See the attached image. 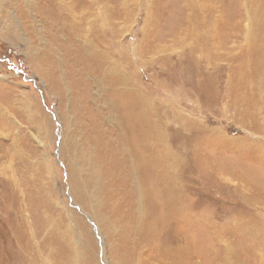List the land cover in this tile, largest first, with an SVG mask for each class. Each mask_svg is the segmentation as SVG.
<instances>
[{"label":"rangeland","instance_id":"rangeland-1","mask_svg":"<svg viewBox=\"0 0 264 264\" xmlns=\"http://www.w3.org/2000/svg\"><path fill=\"white\" fill-rule=\"evenodd\" d=\"M104 5L119 10L113 9L110 21L115 27L101 26ZM242 5L243 0H0V264H50L45 259L64 255L67 260L72 255L74 264L130 262L137 245L133 209L139 202L117 181L119 193L107 195L102 187L107 176L125 178L106 165L109 171L102 174L107 176L97 179L105 138L98 133V145L85 148V132L80 131L86 118L96 133L94 109H88L92 115L85 106L98 89L86 94L80 78L85 72L79 68L92 69L85 47L105 50L103 43L113 50L120 70L145 91L169 143L181 147L177 171L167 167L164 180L177 178L184 209L168 225L152 217L136 259L169 264L166 248L178 254L179 264H264V160L259 149L264 135H258L259 117L252 114L248 67L239 63L246 42L235 24L249 29L251 23ZM197 6L215 16L204 31L214 36H201L211 37L216 47L204 54L195 52L197 36L183 22ZM77 22L74 34L70 30ZM197 24L189 25L197 31ZM143 48L145 61L138 53ZM216 54L207 65L206 56ZM237 93L245 100V112L227 110ZM98 105L100 130L108 131L102 122L108 115ZM175 110L186 128L178 125ZM69 143L76 144L79 157H66ZM257 151V157L250 156ZM73 179L86 182L85 189L79 186L75 194ZM155 196L145 203L159 204ZM44 217L73 250L51 242L42 228Z\"/></svg>","mask_w":264,"mask_h":264},{"label":"bare ground","instance_id":"bare-ground-1","mask_svg":"<svg viewBox=\"0 0 264 264\" xmlns=\"http://www.w3.org/2000/svg\"><path fill=\"white\" fill-rule=\"evenodd\" d=\"M203 8L204 6L195 7V9H193L191 12L192 16L191 14H189L188 16L184 15V21H183L184 27L189 29V34L197 36L196 38L197 45L194 48L195 52L202 54L216 47L215 42L213 39H211V37L201 36V34H209L214 36L212 32H208V33L205 32L208 31L207 24L209 22H212L213 17L215 16L212 15L211 11H208L205 14ZM111 9L112 8H110L107 5L103 6L101 10L103 14L101 26L102 25L114 26L110 21L113 20V17L115 16V12L113 9L115 10L117 9L116 8H113L112 10ZM241 10L243 12V16L246 17V19H248V21L251 23L249 29L243 27L241 22L235 24L237 31L241 32L240 37H242L246 42L245 47H243L244 48L243 57L241 56L242 59L241 61L239 60V63L241 68L248 67V69H245V71L247 72L249 85L252 87L251 92L249 94L250 97L252 98L251 101L252 103H250V105L253 103L255 104V110L254 112H252V114L254 113L257 116V118L259 117L258 118L259 123L256 129L258 130L257 131L258 135L261 134V136H263L264 135V0H243V5L241 7ZM117 11L116 13L119 15L124 13L122 11L118 13ZM93 12L96 15L97 11H93ZM205 16H207V20L204 19L202 22H199ZM75 18L77 19V17ZM77 23H78L77 25L73 24L71 26L72 30L70 31L74 34L78 32V29L76 27L80 25L79 22ZM190 23H198L197 31L194 25L191 26L189 25ZM256 24L259 25V29ZM91 27L92 26H89V28ZM94 27H96V25H94ZM125 27L126 26H123L122 29H125ZM119 32L120 31L118 30V33ZM72 38L75 39L74 36H72ZM54 41L56 42L57 40ZM103 45L105 47V50H101V49L97 50V48L94 46L85 47L86 50L90 51V53L85 54L86 64L92 66V69L88 70L86 66H81L79 68L80 71L85 72V73H81L80 78H81V83L85 82L87 84L86 94H89L91 88L93 87H97L98 89L97 96L96 97L92 96V101L91 100L88 101L87 99L86 102L88 106H85L86 110L92 115H93V111L95 112L94 126L96 127L95 129L96 133L92 132L90 126L86 122L85 117L84 120L82 118V123L80 122L81 120H79V123H81L80 131L85 132L83 133L85 140V144L83 145V147L85 148L94 147L95 145H98L97 140L100 138V135H96V134L102 132V135L105 138V140L102 141V144L105 147V151L100 154L97 160V162L100 163V167H99L100 172L99 174H96L97 179H100L101 176L104 177L107 176L102 174V172L109 171V168L106 165L110 166V168L116 169L114 171L116 175L120 174L119 176H124L125 178V180H114V177L107 176L106 177L107 180L102 181V183L104 184L102 187L106 189L107 195L110 198H112L114 194L119 193L116 190L117 187L116 181H117L120 183L121 187H123L124 189L127 188V190H129L133 195H135V197L137 198L136 200H138L139 202L138 207H136V211H134L133 209V212L135 213V221H133L135 222L134 224L135 228L132 234L136 236L135 243L137 245L135 246L133 244L134 247L132 246L133 248L131 250V254H130L131 259L129 264H140V260H137L139 257L137 259L136 257L138 256V254H142L144 249V244L148 239L146 224L148 225L149 223H151L152 217H154L156 221L159 220V222H162L161 225H163L164 221H166L168 225L171 216L175 218H179L178 215L184 209V206L180 204L181 201L179 200V188L176 184L177 178L176 180H171L169 178L168 180H164L166 178L165 170L167 167L171 171H172L171 168L174 169L175 167L176 170V168L179 167L178 163L182 160V157L180 160V155H179L180 154L179 150L181 147L180 148L177 147V144H174L176 142H174L173 140H172L173 142L171 141L172 143H169L170 138L164 131L165 130L164 122L161 117L159 118L154 117L155 114H153V111L151 109V103L148 100V97L145 95V91L137 87L136 84L133 83L134 81H132V79L129 76H127L128 74L126 75L123 71L120 70V67L117 66L116 62L112 58L114 57L113 50L108 51L110 46L104 43ZM145 52L146 51L144 48L139 50L138 53H140L141 59L146 58ZM36 54H38V52H36ZM213 56H219V55L217 54L207 55L205 59L207 61L206 63L207 65L209 64L208 61H210V58ZM126 57L127 55L124 56L122 55L121 59L125 61ZM229 58L234 59L233 57H229ZM121 68L123 69V67ZM85 76L90 77L91 80H88ZM56 79L57 82L60 84L58 74H56ZM50 80L54 87L55 85L54 80L52 78H50ZM77 81L79 82V80ZM244 101L245 100L242 97V95L237 93L232 103L234 105L233 106L228 105L227 110L233 108V111L235 112H240V113L245 112L242 105ZM98 102H101L103 104L106 113L108 115L107 123L105 122V120L102 121L106 124L108 131H103V129L100 130V121L98 120L99 123L97 121V117L99 115V113H97V110L100 109V105H98ZM88 109H94V110L89 111ZM74 110L76 111L77 109L74 108ZM173 113H174L173 115L176 116L177 118H179V116L181 117L177 120L175 119L178 122L180 121L178 125L181 127H185L186 122L184 118L182 119V115L179 114V112H177L176 110L173 111ZM241 116H243V114H241ZM259 149L261 150L260 152L264 160V145H262V147H260ZM257 153L259 152L257 151L256 153H253L250 156L257 157V155H259ZM65 155L66 157H68V159L69 158L71 159L74 156L76 157L77 155L79 157L80 152L76 144L69 143ZM153 177L159 180H153ZM100 181L101 180H97L96 182H100ZM73 183L72 184L75 186V188L73 186V191L75 192V194L77 193V187L79 188L80 186L81 190L83 191L87 185V183L84 181H82L81 183L80 181L78 182L74 181V179H73ZM182 186H184V184ZM151 195L157 196L155 197L158 199L159 204L158 202H155L151 206H148L150 205L149 197ZM145 202H148V205ZM159 205L161 206L159 207ZM130 208L128 209V212H130ZM52 224L53 222L49 217H44V220L42 222V228L46 229V231L50 234L51 242L60 245V248L64 251H70L72 249L71 243L69 242V240H67V238H65V235L56 228H54ZM176 231H181V229H176ZM176 240L178 239L176 238ZM33 243H34L33 241H31V244L29 243L31 245V248L33 247ZM47 243L48 242H46V245ZM165 249L163 251L165 252L164 256L167 257L168 255V258L170 260L169 264H179L178 254H176V256L174 257L171 252ZM136 252H138L137 255H135ZM45 260H47V262H50V264H74L72 255L68 257V260L65 259V255L62 256L61 258L60 257H57L55 259L47 258Z\"/></svg>","mask_w":264,"mask_h":264}]
</instances>
